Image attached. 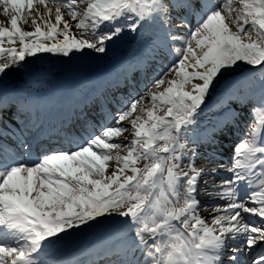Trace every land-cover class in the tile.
I'll use <instances>...</instances> for the list:
<instances>
[{
	"label": "snow or ice",
	"instance_id": "obj_1",
	"mask_svg": "<svg viewBox=\"0 0 264 264\" xmlns=\"http://www.w3.org/2000/svg\"><path fill=\"white\" fill-rule=\"evenodd\" d=\"M0 13V120L16 105L22 118L0 128V264H264V0H0ZM128 36L107 73L79 75ZM52 71L79 132L25 116L39 106L9 89Z\"/></svg>",
	"mask_w": 264,
	"mask_h": 264
},
{
	"label": "bare ground",
	"instance_id": "obj_2",
	"mask_svg": "<svg viewBox=\"0 0 264 264\" xmlns=\"http://www.w3.org/2000/svg\"><path fill=\"white\" fill-rule=\"evenodd\" d=\"M0 21H5V18L3 17L2 13H0ZM25 30H32L31 26H25L21 25ZM47 63V62H46ZM45 62H34L31 65V69L33 73H41V72H48L51 70L52 67L51 64L49 65L48 63L46 64ZM110 68H108L109 70ZM106 70V69H105ZM107 72V71H106ZM105 72V73H106ZM150 73V72H149ZM104 74V73H101ZM58 75V76H55ZM53 77L51 78L52 82L50 85H42L40 88H38L42 83H32V84H27L25 83L19 76H14L12 79L9 80V89H11L14 86H22L24 90L28 91V93L31 95H35L33 97L36 98H29V101H33L34 103H39L40 99L42 103L46 104V101H49L50 98L55 99V97L60 96L62 93H64V96L67 97L66 89L69 87V84L66 83L62 78L61 75L57 72ZM54 78V79H53ZM28 87V88H26ZM38 88V89H37ZM32 89L36 90L34 93H31L33 91ZM37 90H40L39 92ZM47 99V100H46ZM46 100V101H45ZM60 119V118H59ZM215 161H212V164H214ZM203 203H206L204 200L202 201ZM202 216L208 217L209 212L204 211L202 212ZM75 243L77 244H83L87 243L85 240H78ZM74 245H70L69 248L65 251L64 255L66 258H73V259H79V253L77 251L73 250Z\"/></svg>",
	"mask_w": 264,
	"mask_h": 264
},
{
	"label": "rangeland",
	"instance_id": "obj_3",
	"mask_svg": "<svg viewBox=\"0 0 264 264\" xmlns=\"http://www.w3.org/2000/svg\"><path fill=\"white\" fill-rule=\"evenodd\" d=\"M135 47V45L132 42V38L130 36L125 37L124 40L119 44V46L116 48V50L112 53H109V55L107 57H104L102 59H98L94 62H91L90 64H86L84 71L81 73H94L97 71H100L102 68L107 67V65H110L111 63H113L115 61V59L117 57L120 56H124L127 55V53L133 49ZM48 63L49 65L51 64L52 66H56L54 61H45V63ZM38 63V62H36ZM46 63V64H47ZM81 73L79 75H81ZM51 82L50 80L43 82L45 84ZM199 167V165H198ZM207 200H209L208 202H210L211 200L208 197H205ZM203 199V198H200Z\"/></svg>",
	"mask_w": 264,
	"mask_h": 264
}]
</instances>
